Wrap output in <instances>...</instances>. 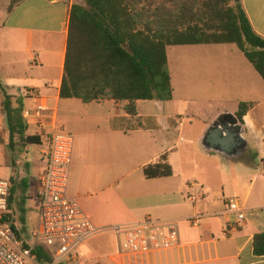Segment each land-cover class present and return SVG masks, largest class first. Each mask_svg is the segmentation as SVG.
<instances>
[{"label":"crops","instance_id":"0c3cea01","mask_svg":"<svg viewBox=\"0 0 264 264\" xmlns=\"http://www.w3.org/2000/svg\"><path fill=\"white\" fill-rule=\"evenodd\" d=\"M75 2L0 0V84L10 96L22 99L27 107L32 106V101L23 91H39L52 111L44 121L58 130H63L58 122L59 106L64 100L60 98V89L69 14ZM242 3L254 31L264 38V0H242ZM218 45H230L228 56L200 57V114L193 118L200 129L196 132L193 127H186L190 118L181 115L188 111V105L182 112L176 109L173 84L172 101H137L135 116L125 112L126 102H93L111 104L113 112L107 124L86 134V158L92 165L83 174L91 192L86 197L75 192L71 197L79 201L93 223L94 209L85 200L107 195L122 201V211L130 220L116 225L94 223L101 229L135 224L148 218L175 223L181 247L175 252L151 257L149 264H264V255H256L254 247L255 237L264 234V101L257 95L264 89V80L250 63H244L245 57H230L235 55L236 45ZM5 68L11 72L5 73ZM237 90L249 93V98H241L239 105L252 104L243 124L236 117L238 111L229 112L224 107L231 92ZM3 99L0 93V112L5 116ZM166 104H170L168 112ZM229 115L241 126L243 144L237 149L211 147L207 143L210 131L219 129L222 139L230 136L223 126V120ZM6 127L0 118V131ZM28 134H40V130L36 125H29ZM0 153L5 163V146L0 145ZM193 153L200 155V165L189 160ZM125 157L132 168L128 167ZM157 164L170 167L172 174L148 178L146 168ZM37 187L38 181L36 193ZM229 198L240 201L246 223L226 237L225 228L234 221L224 206ZM196 216L201 217L197 228L190 223ZM102 236L110 237L113 254L116 237L109 232ZM92 241L81 248L80 257L82 252L92 251Z\"/></svg>","mask_w":264,"mask_h":264},{"label":"trees","instance_id":"16d2710c","mask_svg":"<svg viewBox=\"0 0 264 264\" xmlns=\"http://www.w3.org/2000/svg\"><path fill=\"white\" fill-rule=\"evenodd\" d=\"M218 44L236 45L264 80V38L254 31L242 0H76L69 14L60 98L84 104L126 102L125 112L135 116L137 101L173 99L168 47ZM0 93L7 123L0 131V145L14 156L19 148L40 144V134H28L23 100L10 96L1 84ZM251 106L239 105L236 117L241 124ZM145 174L168 177L172 171L157 164ZM18 188L11 179L10 211ZM21 188L28 190L27 179ZM13 215L8 218L20 235ZM254 247L256 255H264V234L255 237ZM34 253L40 261H51L41 247Z\"/></svg>","mask_w":264,"mask_h":264},{"label":"built area","instance_id":"2783aa9c","mask_svg":"<svg viewBox=\"0 0 264 264\" xmlns=\"http://www.w3.org/2000/svg\"><path fill=\"white\" fill-rule=\"evenodd\" d=\"M23 94L32 101L31 107L24 105L23 121L38 127L44 145V166L36 193L38 223L32 232L33 243L16 232L8 218L11 180L0 179V264H80L81 248L108 232L116 237V250L110 256L113 264H139L181 247L179 229L173 222L148 218L111 229L97 227L79 201L68 194L74 136L44 121L52 111L39 91L25 89ZM224 206L226 214L234 218L225 228L227 237L245 226L246 213L237 198L226 199ZM200 220L196 216L190 223L197 228ZM37 247L45 250L51 257L50 262L39 260L34 253Z\"/></svg>","mask_w":264,"mask_h":264},{"label":"rangeland","instance_id":"374dc122","mask_svg":"<svg viewBox=\"0 0 264 264\" xmlns=\"http://www.w3.org/2000/svg\"><path fill=\"white\" fill-rule=\"evenodd\" d=\"M229 47L230 45H204L174 46L168 48L169 70L172 75L174 88V103L178 112H182L185 105H188V111L180 114L190 118L187 121L186 127H193L194 132L200 129V126L193 120L194 115L200 114V57L228 56L229 53L227 51H229ZM235 49V55L230 57H244L237 48ZM243 59L246 65H250L245 58ZM4 72L10 73L11 70L5 68ZM233 93L231 92L229 101L224 105L229 112H237L239 100L241 98H249L247 91L241 92L237 90V92ZM201 95L205 96V94ZM257 95L259 96V100L264 101V89L259 91ZM152 103L157 105L156 102ZM169 105L166 104V111L167 108L169 109ZM157 109H160V107H157ZM111 112H113L111 104H83L81 101L75 99L62 100L59 106V125L63 127L64 132L73 134L75 140L68 186L70 197L75 192H80L84 197L91 192L83 174L85 168L92 165L86 158V134L93 132L98 126L103 127L107 124V119L111 115ZM0 118L3 119V127H6V117L1 112ZM31 132H33L32 128ZM43 149L44 145L33 144L28 146L27 149L19 148L14 156L11 153H7L6 150L5 155H7L8 159L5 163L0 153V179H13L19 187L14 199L12 212L17 228L22 231L23 238L28 243H33L32 232L38 223V199L35 188L43 167V156L41 154ZM125 159L127 160L128 167L132 168L133 165L128 160V157H125ZM189 160L195 161L200 165V155L197 153L190 155ZM13 161L17 162L15 167L12 164ZM257 163L261 166L260 158H258ZM23 179H27L31 183V187L26 192L21 188ZM85 203L87 206L93 207L94 215L92 216V220L98 226L100 224H123L130 220L122 211L123 205L120 199H110L107 195H100L93 200H85ZM21 218L24 219L23 222ZM109 239V236H102L92 241L90 243L92 251L90 253L82 252L80 257L81 264H111L109 256L113 251V242ZM139 264H149V260Z\"/></svg>","mask_w":264,"mask_h":264},{"label":"water","instance_id":"95a60500","mask_svg":"<svg viewBox=\"0 0 264 264\" xmlns=\"http://www.w3.org/2000/svg\"><path fill=\"white\" fill-rule=\"evenodd\" d=\"M223 126L225 130L230 134L228 139H222V131L219 129H214L210 131L207 137V143L211 147L222 146L228 149V147H233V149L240 148L243 144L241 126L238 124V120L234 116H227L223 120Z\"/></svg>","mask_w":264,"mask_h":264}]
</instances>
